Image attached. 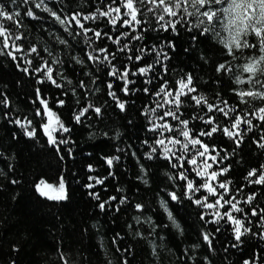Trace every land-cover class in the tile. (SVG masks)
<instances>
[{"label": "trees", "instance_id": "1", "mask_svg": "<svg viewBox=\"0 0 264 264\" xmlns=\"http://www.w3.org/2000/svg\"><path fill=\"white\" fill-rule=\"evenodd\" d=\"M0 4L9 11L14 7L9 0H0ZM69 4L74 10L83 8L87 11L93 7L88 0H64L62 5H57L56 0H49V6L57 12ZM36 11L44 20L35 22L24 18L27 28L20 30L25 32L23 47L28 50L35 45L43 53L44 60L52 57L43 49L54 48L57 56L64 61L59 72L71 80L72 85H68L67 80L59 75L56 79L64 85L62 89L51 83L37 84L35 76L25 75L18 70L17 64L29 67L23 63V59L13 61L0 56V94L9 99L8 108L0 106V264H124L125 260L128 264H243L244 260H252L258 253L264 259V241L258 235L246 237L239 248H230L226 252L225 247L234 243L228 225L215 233L214 250L210 251L200 238L202 221L198 216V212L209 210L197 209L183 196V190L178 186L182 182L169 179L170 175H177L183 169L171 168L160 156L147 159L146 153L151 152L150 145L156 136L149 131V119L152 117L146 115L144 110L146 107L155 108L156 104L154 97L145 94L142 89L159 85L162 82L160 77L150 73L152 85H145L144 77H141L130 96L117 89L118 95L126 102L125 111H120L115 101L107 95L108 78L104 76L103 66L97 72L90 62L78 65L72 59L78 55L83 58V53L79 51L84 48L82 39L77 44L48 14ZM195 24L193 18L188 24H177V31L173 32L170 28L168 31L159 29L153 21L156 30L148 31L147 49L155 47L168 53L169 60L163 61L168 70L162 75H166L169 86H175L176 80L190 73L200 93L213 99L219 92L224 99L238 102L230 90L236 87L234 78L224 75L220 77L222 82L217 83L218 74L213 72L214 64L224 60L221 52L226 50L216 42L213 33L200 36V28L193 27ZM220 30L217 26V31ZM57 35L68 39L74 47L60 45L55 39ZM223 36L226 37L227 33H223ZM169 42L175 45L174 49L167 47ZM104 43L107 46L110 42ZM13 54L25 56V53ZM260 54L258 49L245 51V55L249 56ZM26 58L43 63L35 54ZM154 58L153 53L145 63H151ZM56 67L53 65L54 69ZM155 67L156 70L162 69L161 64ZM89 72L98 78L96 83H92V76L85 75ZM81 80L87 84V88L79 87ZM101 80L105 83H101ZM97 87L101 91H95ZM36 88L42 89L43 98L72 129L70 135L61 137L68 138L70 142L60 145V154L55 148L47 146L42 132L37 142L27 138L20 128L10 122L17 115L34 116L35 108L39 107V101L33 104ZM72 88L76 89V95H73ZM60 99L65 101V105L58 108L56 102ZM89 102L101 107V115L90 110L82 118L83 124L75 123L74 112ZM187 112L191 114L192 109H187ZM4 113H8L9 118L6 119ZM35 120L39 131V117ZM192 124L196 129L201 126L198 121H192ZM261 135L264 132L259 128L247 133L240 148L234 152L235 144L222 135L207 140L209 144L229 153L223 166L231 165L227 178L232 181L230 187L233 194L244 200L255 192L256 199L251 206L258 211L264 209V187L249 185L244 177L250 169L264 164V149L253 143V140L259 141ZM61 156L64 158L61 159ZM113 157L119 159L109 167L105 158ZM89 165L94 171H88ZM61 175L66 179L68 199L48 201L36 193L34 184L40 179L58 183ZM90 176L102 179L104 183L88 188L86 185L95 183L89 180ZM13 180L19 182L13 184ZM241 188L243 192L236 191ZM90 192L99 194L100 199H94ZM169 192L180 196L181 202L172 201ZM110 197L117 200L110 206L106 205V211H101L99 203ZM123 197L129 203L120 205L121 210L116 212L115 207ZM162 199L167 201L168 210L179 228L168 219V213L161 206ZM136 204L143 205V217H150L151 224L136 225L133 216L140 215L135 211ZM245 210L248 211L249 206H245ZM128 224H132L133 228L130 229ZM137 230L143 236H137ZM255 231L260 232L261 229L256 228ZM113 238H116L115 244ZM197 242L200 248L193 249L192 245Z\"/></svg>", "mask_w": 264, "mask_h": 264}, {"label": "snow or ice", "instance_id": "2", "mask_svg": "<svg viewBox=\"0 0 264 264\" xmlns=\"http://www.w3.org/2000/svg\"><path fill=\"white\" fill-rule=\"evenodd\" d=\"M9 3L14 6L11 11L0 4V56H6L13 61L23 59V63L29 67H21L17 64L18 70L25 75L35 76L37 84L51 83L56 88L62 89L64 85L58 82L57 75L67 80L68 85H72V81L59 72V68L64 66V61L57 56L54 48L43 49V52L52 57L50 60H44L43 53L35 45L28 50L23 47L25 32L20 30L27 28L23 22L24 18L35 22L44 20L36 10L48 14L51 20L55 21L77 44L82 39L84 48L79 51L83 53V58L78 55L72 59L78 65H84L86 61L90 62L96 67L97 72L101 70L100 66H103L104 76L108 78L107 95L115 101L120 111H125L126 102L118 95L117 89L125 96H130L141 77H144L145 85L153 83L150 73L160 77L162 82L159 85L142 89L145 94L154 97L153 102L156 104L155 108L146 107L144 110L146 115L152 117L149 119L151 125L149 131L156 136L150 145L151 152L146 153L147 159L160 156L171 168L183 169L177 175H170L169 179L182 182L178 186L182 188L183 196L197 209L209 210L198 212V216L202 221L200 238L208 245L210 251L214 250L215 233L221 232L225 225L229 226L231 239L234 241L225 247L226 252L230 248H239L244 243V239L250 235H258L259 239L264 241V209L258 211L251 206L256 199L255 192L247 195L244 200L238 199V196L233 194V189L230 187L232 181L227 178L231 165L223 166L229 153L207 142L222 135L235 144L234 152L236 148H240L247 133L257 128L264 132V0H88L93 7L87 11L83 8L74 10L69 4L67 7H61L59 12L49 6V0H9ZM56 4L62 5L64 0H56ZM193 18L196 20L193 27L200 28V36L213 33L217 38L216 42L223 45V49L226 50L221 52L224 60L214 64L213 72L218 74L217 83L222 82L220 77L224 75L234 78L236 87L230 90L238 98V102L224 99L219 92L213 99L200 93L190 73L176 80L175 86H169L166 75H162L168 70L163 63L169 60L168 53L155 47L151 50L147 49L148 31L156 30L153 21L163 31H168L170 28L176 32L177 24H188ZM217 26L220 31H217ZM223 33H227V36H223ZM192 38L196 39L195 36ZM55 39L60 45L74 47L63 36L57 35ZM105 41L110 43L105 46ZM167 47L174 49L175 45L169 42ZM250 49H258L261 54L245 55V51ZM13 52L25 53V56L18 57ZM153 53L155 58L152 62L145 63L146 60L151 59ZM33 54L43 63L26 58ZM121 57L124 59L121 60ZM129 64L132 66L129 67ZM156 64H161L162 69L156 70ZM53 65L57 67L54 69ZM85 75L92 76V83H96L98 78L93 73L89 72ZM115 81L121 83L116 84ZM100 82L105 83L104 80ZM79 87L87 88V84L81 80ZM140 90L135 89V91ZM95 91L99 92L101 89L97 87ZM72 92L76 95L75 88H72ZM36 101H39V107L35 108L33 117L17 115L10 119V122L20 128L27 138L35 139L37 142L42 132L47 146L55 148L57 154H60L62 151L60 145L70 142L68 138L61 137H64V134L70 135L72 129L66 126L61 116L43 98L41 88L35 90L33 104ZM56 103L58 108L65 105L62 99ZM241 105L243 107H240ZM0 106L9 107L8 97L2 94H0ZM187 109H192L191 114ZM90 110L98 116L101 115V107L89 102L87 106H82L74 112L75 123L83 124L82 118H85ZM4 117L9 118L8 113H4ZM36 117H39V131L36 127ZM192 121H198L201 126L196 129ZM253 143H256L258 148L264 149V135L260 136L259 141L253 140ZM68 153L72 154L70 148ZM63 158L61 156V159ZM105 159L107 165L112 167L114 161L119 158ZM88 171H94L91 165L88 166ZM89 180L95 183L86 185L88 188L104 183V180L96 177L90 176ZM244 180L249 185L264 187V164L259 168L250 169ZM18 182L12 181L13 184ZM34 187L36 193L48 201L60 202L68 199L66 179L63 175L59 177L58 183H49L45 179H40ZM236 191L243 192V189ZM197 193L200 195L197 196ZM89 195L94 199H100L97 193L90 192ZM168 196L172 201L181 202L180 196L174 192H169ZM116 200V197H110L109 200L100 202V210L106 211V205L110 206ZM127 203L129 201L126 197L120 198L115 211L119 212L120 205ZM161 206L168 213V219L179 228V224L168 210L167 201L162 199ZM245 206H249L248 211L245 210ZM135 211L140 213L133 216L136 225L151 224L150 217H143V205L136 204ZM210 225L214 227L209 228ZM128 227L131 229L133 225L128 224ZM256 228L261 231H255ZM135 234L143 236L138 230ZM112 242L115 244L116 238H113ZM200 246L199 242L192 245L193 249H198ZM117 250L119 251V248ZM152 251L155 255V246ZM124 264H128L127 260ZM243 264H264V259L258 253L254 259L244 260Z\"/></svg>", "mask_w": 264, "mask_h": 264}]
</instances>
